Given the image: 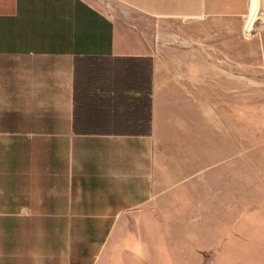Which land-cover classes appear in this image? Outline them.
Masks as SVG:
<instances>
[{
	"label": "crops",
	"instance_id": "obj_1",
	"mask_svg": "<svg viewBox=\"0 0 264 264\" xmlns=\"http://www.w3.org/2000/svg\"><path fill=\"white\" fill-rule=\"evenodd\" d=\"M227 1L0 0V264H107L147 219L205 215L213 109L195 59L242 56L210 44L213 22L243 25L245 0Z\"/></svg>",
	"mask_w": 264,
	"mask_h": 264
},
{
	"label": "rangeland",
	"instance_id": "obj_2",
	"mask_svg": "<svg viewBox=\"0 0 264 264\" xmlns=\"http://www.w3.org/2000/svg\"><path fill=\"white\" fill-rule=\"evenodd\" d=\"M248 4L245 0L242 26L213 22L211 27L212 49L227 40L224 45L237 47L242 56L195 59L197 96L208 98L211 90L212 99L210 207L205 215L203 207L195 208V217L147 219V237L120 234L107 264H264V4L252 0L249 18ZM144 28L156 36L154 25ZM241 29L240 44L235 36ZM189 205L180 208L187 213ZM204 234L211 239L208 248L198 245ZM157 246L163 248V262L152 256Z\"/></svg>",
	"mask_w": 264,
	"mask_h": 264
}]
</instances>
